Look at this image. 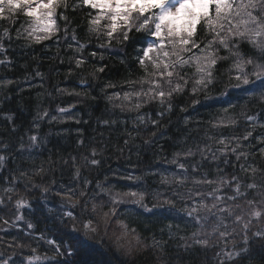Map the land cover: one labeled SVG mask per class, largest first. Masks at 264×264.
<instances>
[{
  "label": "trees",
  "instance_id": "trees-1",
  "mask_svg": "<svg viewBox=\"0 0 264 264\" xmlns=\"http://www.w3.org/2000/svg\"><path fill=\"white\" fill-rule=\"evenodd\" d=\"M69 3L71 4L72 0H69ZM89 11L93 15L98 14L95 9L78 8L75 12L71 9H58L59 31L51 39L38 44L15 38L20 26H27V18L22 14L0 20V33L8 29L13 37L12 40L5 39L6 52L0 53V59L5 60V64L0 65V155L5 157L3 165L0 166V196L5 197L6 205L0 207V254L12 256L16 264H21L26 257L35 255L41 257L43 264H63L66 260L70 264H218V259L224 260L219 252L225 243L219 236L209 235L215 225L211 212L201 213L210 217L205 228L201 230L182 211H171L164 207L149 212L131 203L133 198L124 196L123 193L130 190L144 191V203L152 208L156 203V195L168 196L179 188L182 193L199 191L203 195L198 199H205L210 206L212 201L207 199V194L217 185L195 184L194 179L207 176L217 180L224 176L231 180L234 174L241 178H244L245 174L239 169V164L244 163V158L237 161L230 151L227 157L216 152V158L213 159V150L222 146L217 140H209L207 137L220 132L225 136H242L248 126L245 114L255 113L258 120L264 122V104H249L247 107L237 108L233 115L238 124L234 128H212L209 122H215L221 116V109L227 106L229 100L237 99L236 92L230 97L221 98L222 93L228 90L231 84L236 83L235 80L229 79L232 58L218 61L214 84L210 86L209 92L214 98L205 100L204 95L198 93L201 104L195 108L191 106L194 97L189 90L195 75L193 66L184 70L189 78L188 89L182 94L174 95L172 112L160 119L159 125L154 129L155 137L151 136L149 133L153 129H149V133L144 132L143 126L135 118L142 112L149 113L152 119H156L157 103L146 104L138 112L128 102H109L104 92L111 94L119 91L122 94L123 91L130 90L128 78L137 80L142 74L133 60V46L139 50L155 38L145 40L142 39L143 33L133 31L130 34L131 41L121 43L118 42V32L114 34L111 48L105 52V49L96 47V36L93 35L83 55L91 60L92 64L105 66V72L93 76L90 66L85 65L83 70L75 67L74 59L77 54L74 48L67 47L69 43L75 42L72 41L71 32L66 34L64 31L65 21L59 19L62 12L72 17L71 27L75 29L77 38L83 42L86 38ZM107 24V20L101 21L102 31L106 30ZM197 36H202L200 25L197 27ZM101 39H104L103 36ZM240 47L245 52L252 51L246 43L242 42ZM90 51L105 52L104 59L88 57ZM218 55L227 56L228 53L220 49ZM125 56L128 58L127 64L121 63V58ZM129 67L134 71L130 73ZM247 70H251L250 65ZM81 76L86 83H81ZM6 80H11L12 83L4 84ZM108 82H112L116 87H105L102 91V86ZM136 87H139V84ZM84 89L87 91L84 92ZM78 92L83 94L78 96L75 94ZM121 104L123 107L118 106ZM61 107L70 108V112L60 113L58 109ZM44 112L48 115L44 116ZM53 116L56 117L55 120L51 119ZM185 120L188 122L185 123ZM104 121H108V124ZM134 127L140 129L139 133L133 131ZM12 128L16 131H12ZM261 132H264V128H260L257 123L253 135L257 136ZM31 135H38L43 143L33 146L29 139ZM78 140H83V145L78 144ZM125 140H128L127 145ZM145 140H155V143L148 145L144 143ZM21 144L23 148L20 147ZM260 147L259 141H255L245 151L252 153L249 163L255 161L256 165L264 168V154L258 151ZM92 148L100 153L97 157L102 161L99 168L85 165L84 157ZM188 150L194 155L185 156ZM202 151L203 156L207 158L202 157ZM175 153H180L177 159L184 162L188 170L189 179L184 186L178 185L172 177V173L180 171L171 163ZM74 164L80 166L83 178L110 186V192L102 202L103 207L97 205L95 213H92L89 206V213L93 214L96 220L93 226L97 229V233L90 240L83 236V225L79 221L74 225L72 222L63 225L58 223L63 208L60 197L55 195L53 190L79 183L73 178ZM41 165L44 171L40 175H34ZM193 168L196 171H193ZM22 170L27 172V178L21 174ZM130 174L140 176L141 179H126ZM162 175L169 178V184L161 182ZM256 181L262 182L259 174ZM10 186L14 188V192L9 202L4 190ZM45 187L49 189L48 193L42 191ZM220 187L224 194H231L227 184ZM116 193H120V198L128 202L116 205L117 217L111 213L105 216L108 197ZM21 198L29 207L18 210L24 215L25 221L16 222L13 213L17 209L14 205ZM256 199L259 201L261 197L258 195ZM71 203L82 204L83 198H77ZM225 206L231 207L234 213H247L249 210L244 201H237L235 205L225 201ZM179 208L180 201H177V209ZM118 218L125 220L130 228H135L145 244L137 245L134 233L125 236L123 227L117 222ZM245 218L247 219V216ZM5 219L9 221L8 224L3 223ZM26 222L33 223L35 227L21 232L20 229ZM225 222L229 229H234L237 234L234 241L229 240L227 243V248L231 249L233 244L241 243V228L232 222L231 217H227ZM73 226L78 232L71 231ZM250 227L251 232L264 228V220L253 222ZM28 232L31 235H28ZM194 232H200L201 238L209 240L207 247L195 244ZM251 232V264H264V241L254 239ZM41 234L45 240L38 239ZM14 238H18L16 244H13ZM47 239L73 245L76 254L57 256L53 250L54 246L47 244ZM21 241L24 246H17ZM154 243L163 244L165 251L153 250ZM33 249L36 251L33 252Z\"/></svg>",
  "mask_w": 264,
  "mask_h": 264
},
{
  "label": "snow or ice",
  "instance_id": "snow-or-ice-1",
  "mask_svg": "<svg viewBox=\"0 0 264 264\" xmlns=\"http://www.w3.org/2000/svg\"><path fill=\"white\" fill-rule=\"evenodd\" d=\"M184 4L194 6L190 18L195 20L194 24L188 26L187 31H179L168 35L164 34L162 27L163 21L171 11L167 5L172 4V0H0V20H5L8 16L22 14L27 18V26L22 24L16 32V39H24L29 43H41L44 40L51 39L59 31L57 24V10L63 8L71 9L75 12L78 8H87L89 10H98V14L93 15L91 11L87 13L86 21V38L81 42L77 38V33L73 27L72 17L65 12L59 14V19L65 21L64 31L67 34L71 32L72 41L67 47L74 48L77 54L74 59L77 69H84L85 65L92 68V75L105 72V66L92 64L85 55V49L89 47L90 39L93 35L96 36V47L105 49V52L111 48V43L114 34L120 33L118 42H129L132 39L130 35L133 31L143 33L142 39L154 37V41L147 43L146 47L139 50L133 46L135 55L133 60L136 66L141 70V75L137 80L128 78V83L131 86L130 90L121 92H113L108 94L104 92L109 102L113 100H121L128 102L132 108L139 112L146 104L157 103L158 111L157 118L152 119L149 113H140L135 120L143 126V131L149 133V129H153L149 134L155 137L154 129L159 125L160 119L164 118L168 113L172 112V99L174 95L182 94L189 87V78L186 68L194 66L195 75L192 78L190 93L194 97L192 107L201 104L198 93L204 95L205 100L213 99L209 95L211 87L214 84L216 65L220 60L232 58L231 68L229 69L230 80H235V84H231L229 89L222 93V97H230L233 92L237 93L236 100H229L227 106L221 109V116L210 121L211 127L214 129L234 128L238 121L233 113L237 108L247 107L249 104L261 103L264 104V0H182ZM14 5L11 11H6L4 4ZM135 14V15H134ZM136 20L134 24L133 21ZM107 20V28L102 31L101 21ZM201 26L202 36H197V27ZM103 36V40L101 39ZM11 33L8 29H4L0 33V53L6 52L4 41L5 39L12 40ZM246 43L252 49L251 52H245L241 49L240 44ZM58 43V41H57ZM126 46V45H124ZM220 49L228 53L227 56L218 55ZM105 52L90 51L87 56L103 60ZM128 58L122 57L121 63L127 64ZM5 64L4 59H0V65ZM251 66V70H247V66ZM235 70L234 72L232 70ZM134 69L129 67V72ZM11 80L4 81V84H11ZM81 83H86V80L81 76ZM139 84V87L136 85ZM114 88L115 84L108 82L104 88ZM87 89H84L86 92ZM80 96L83 93H75ZM123 107V104L118 105ZM74 107V105H73ZM184 109L182 108L181 111ZM60 113L70 112V108L61 107L58 109ZM44 116L48 113L44 112ZM147 117V119H146ZM55 120L56 117H51ZM246 124L245 131L242 136H225L223 132L208 136L209 140H217L222 147L214 149L212 158H216V152L227 157L230 151L237 161L244 158V163L239 164V169L245 174L244 178L239 175H233L229 180L224 176L217 180L209 179L204 176L202 179H194L195 184L217 185L208 194L207 199H211L209 204L205 199H198L202 193L199 191L180 192L179 188L172 191L171 195L154 197L156 203L152 208H149L145 203L144 191H128L123 193L124 196L132 197L131 203H134L146 211H153L155 208H168L171 211H182L186 217L191 219V222L198 225L201 230L205 228L210 217L201 215L202 212H211V219L215 221V225L209 233L210 236H219L224 240L225 246L220 249L219 255L224 257V260L218 259V264H251L252 249L249 241V233L251 232V224L253 222H261L264 220V168L256 165L255 161L249 163L252 157L251 152H246L252 143L259 141L261 147L258 151L264 154V132L254 136V129L259 123L260 128H264V122H260L255 113L245 114ZM185 123L188 121L185 120ZM77 123L79 121L77 120ZM107 125L108 121H104ZM115 123V121H113ZM126 123V122H125ZM12 131H16L12 128ZM133 131L139 133V128H133ZM130 135V133H129ZM33 146L38 143H43L38 135L29 137ZM235 141V143H233ZM248 141V144L242 143ZM145 144L152 145L155 140H145ZM78 144L83 145V140H78ZM128 144V140H125ZM8 147V145H4ZM23 148V145H20ZM29 151V155H30ZM202 157L203 156L202 151ZM100 153L95 148H92L87 156L84 157L85 165L88 167L99 168L102 161L97 157ZM194 153L188 150L185 156H193ZM180 153H175L171 161L180 170L177 173H172L173 179L180 186H184L189 177L187 168L184 162H180L177 158ZM75 162V157L72 158ZM5 157L0 155V166L3 165ZM66 163V161H65ZM51 170V169H50ZM44 171L43 166L35 171L34 175H40ZM193 171H196L193 168ZM22 175L27 178V172L22 170ZM259 174L261 183H257L256 176ZM73 178L79 183H73L67 187L61 186L54 189L55 195L60 197L61 207L63 211L58 218V223L63 225L79 221L83 225V236L86 239H93V235L97 233L95 216L89 213H95L97 205L103 207L105 196L110 192V186L106 183L95 182L83 178L80 171V166L74 164ZM128 180L138 181L140 176L128 175L125 177ZM163 184H169L167 176H161ZM227 184L231 192L230 195L224 194L220 185ZM7 198L10 202L11 194L14 192L13 187H7L5 190ZM44 193H48L47 187L43 188ZM261 199L257 201L256 197ZM120 193L108 197L107 211L105 216L111 213L117 217L118 209L116 205L127 203L123 200ZM83 198L82 204L71 203V201ZM177 201H180V208L177 209ZM225 201L236 204L237 201H244L248 204L249 210L247 213L241 211L234 213L231 207L225 206ZM16 212L13 213L16 222L25 221V217L18 210L29 207L22 198L15 202ZM0 207H6L5 197L0 196ZM78 209V211L76 210ZM215 210V211H213ZM123 215V214H121ZM247 216V219L245 218ZM83 217V219H81ZM227 217H231L234 224L241 228L239 233L241 243L233 244L231 249L227 248L229 240L234 241L237 234L235 230H230L225 222ZM118 223L124 229V234L134 233V239L139 244H145L141 239L140 234L135 228H130L129 224L123 219L118 218ZM4 224H8V220H3ZM14 226L16 224L14 223ZM35 225L31 222H26L21 232L34 229ZM171 227V225H169ZM179 227V225H177ZM71 231L78 232L73 226ZM31 235L30 232L27 233ZM254 239L264 241V228H258L255 232H251ZM193 238L195 244L207 247L209 240L201 238L200 232H194ZM18 238L13 239V244H16ZM39 240H45L43 234L38 237ZM47 244L54 246V252L57 256H73L76 251L73 245L66 242H57L53 239H47ZM79 243V241H77ZM63 244V248L61 245ZM12 245H9L11 247ZM17 246L23 247L21 241ZM147 247V245H145ZM153 250L165 251L163 244L154 243ZM131 250V249H130ZM33 252L36 250L33 249ZM46 259V257H45ZM43 264L41 257L38 255L28 256L21 264ZM0 264H16L12 256H4L0 254ZM63 264H70L69 261H64Z\"/></svg>",
  "mask_w": 264,
  "mask_h": 264
},
{
  "label": "clouds",
  "instance_id": "clouds-1",
  "mask_svg": "<svg viewBox=\"0 0 264 264\" xmlns=\"http://www.w3.org/2000/svg\"><path fill=\"white\" fill-rule=\"evenodd\" d=\"M3 7L5 8L6 11H11L14 5L10 4H4ZM168 9L171 11V15L167 16L165 20L163 21V29H164V34L168 35L171 33H176L179 31H187L188 26L190 24H194L195 20L191 19V13L194 10V6L190 4H184L182 0H178L177 3L169 4L167 5ZM139 17H136L134 19L133 23H136V20H138Z\"/></svg>",
  "mask_w": 264,
  "mask_h": 264
},
{
  "label": "rangeland",
  "instance_id": "rangeland-1",
  "mask_svg": "<svg viewBox=\"0 0 264 264\" xmlns=\"http://www.w3.org/2000/svg\"><path fill=\"white\" fill-rule=\"evenodd\" d=\"M178 0H172V4L174 5L175 3H177Z\"/></svg>",
  "mask_w": 264,
  "mask_h": 264
}]
</instances>
